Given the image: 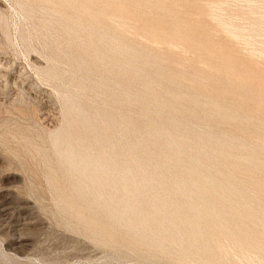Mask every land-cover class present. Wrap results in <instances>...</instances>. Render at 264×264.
<instances>
[{
    "label": "rangeland",
    "instance_id": "rangeland-1",
    "mask_svg": "<svg viewBox=\"0 0 264 264\" xmlns=\"http://www.w3.org/2000/svg\"><path fill=\"white\" fill-rule=\"evenodd\" d=\"M41 1L0 0V264H264V0Z\"/></svg>",
    "mask_w": 264,
    "mask_h": 264
},
{
    "label": "bare ground",
    "instance_id": "bare-ground-1",
    "mask_svg": "<svg viewBox=\"0 0 264 264\" xmlns=\"http://www.w3.org/2000/svg\"><path fill=\"white\" fill-rule=\"evenodd\" d=\"M34 1H38V2L43 3V1H41V0H34ZM153 1H155V0H153ZM157 1H158V0H157ZM160 1H161V0H160ZM197 1H198V0H197ZM158 2H159V1H158ZM163 2H164V1H163ZM166 2H167V4L170 3V2L168 3V1H166ZM176 2H177V0H176ZM178 2H179V1H178ZM180 2H181V1H180ZM156 3H157V2H156ZM161 3H162V2H161ZM161 3H160V4H161ZM164 4H165V2H164ZM191 4H192V3H191ZM222 4H223V3H222ZM106 5H107V4H106ZM172 5H173L172 7H174L175 4L173 3ZM118 7H119V6H118ZM177 7H178V6H177ZM177 7H176V8H177ZM116 8H117V7H116ZM120 8H122V7L120 6ZM124 8H125V7H124ZM178 8H179V7H178ZM122 9H123V8H122ZM113 11H114V10H113ZM119 11H122V12H123V10H121V9H119L118 12H119ZM137 11H138V10H137ZM114 12H115V11H114ZM125 12H127V10H125ZM114 14H115V13H114ZM134 14H135V13H133V15H131V16H134ZM115 16H116V15H115ZM117 18L120 19L121 17L118 16ZM123 18H125V17H123ZM123 18H122V19H123ZM122 19H121V20H122ZM111 22H112V21H111ZM112 23H113V22H112ZM113 24H114V23H113ZM143 24H144V23L142 22V25H143ZM142 25H141V27H142ZM222 26H223V25H222ZM141 27H140V29H141ZM145 27H147V26H145ZM145 27L143 26L142 28L145 29ZM118 28H119V27H118ZM148 28H149V30L152 29L151 26H148ZM154 28H157V27L154 26V27H153V30H154V31H150V32L155 33V31H156L157 29H154ZM137 29H139V27H138ZM140 29H139V30H140ZM141 30H142V29H141ZM141 30H140V31H141ZM146 30H148V29L146 28ZM146 30H145V31H146ZM222 30H223V29H222ZM158 31H159V29H158ZM158 31H157V33H159V36L162 35V34H160L161 31H160V32H158ZM224 31H225V30H224ZM225 32H226V31H225ZM143 33H144V31H143ZM148 33H149V31H147V34H148ZM153 33H151V34H153ZM162 33H163V32H162ZM164 33H165V34H164L165 38L168 37L169 34H170V33H168V36H166V35H167V34H166L167 32H164ZM149 34H150V33H149ZM151 34H150V37H153V35H151ZM155 34H156V33H155ZM157 35H158V34H157ZM170 35H171V34H170ZM172 35H175V34H172ZM140 36H142V35H140ZM154 36H155V35H154ZM226 36H227V35H226ZM233 36H234V35H233ZM132 37H133V36H132ZM172 37H173V36H171V39L173 40ZM179 37H180V36H179ZM183 37H184V36H183ZM146 38H148V37L146 36ZM154 38H156V37H154ZM159 38H160V37H159ZM180 38H181V37H180ZM148 39H151V38H148ZM156 39H157V38H156ZM161 39H162V42H164L163 40H166L167 38L164 39V38L161 37ZM171 39L168 38V40H171ZM174 39H175V40H173V41L179 40L178 38H176V36H174ZM140 40H141V39H140ZM152 40H154V39H152ZM168 40H166V42H167ZM181 40H182V39H181ZM142 41H143V40H142ZM145 41H146V40H145ZM147 41H148V40H147ZM182 41H183V40H182ZM184 41H185V40H184ZM170 42H172V41H170ZM180 42H181V41H180ZM188 42H189V41H188ZM188 42H185V43H187V45H188ZM155 43H156V42H155ZM164 43H165V42H164ZM167 43H169V42H167ZM174 43H176V42H174ZM185 43H182V45L185 44ZM153 45H154V42H153ZM165 45H166V44H165ZM165 45H164V46H165ZM169 45H171V44L169 43ZM195 45L197 46L198 44H195ZM155 46H158V45L155 44ZM164 46H163V47H164ZM178 46H179V45H178ZM188 46H189V45H188ZM199 46H201V45H199ZM170 47H171V46H170ZM192 47H193V45H192ZM192 47H191V48H192ZM183 48H184L183 50H185V47H184V46H183ZM189 48H190V46L187 48V50H189ZM200 48H202V47H200ZM174 49H175V48H174ZM192 49H193V48H192ZM197 49L199 50L198 47H196V50H197ZM204 49H205V48H204ZM190 50H191V49H190ZM198 50H197V52H198ZM199 51H200V50H199ZM201 51H202V50H201ZM181 54H182V53H181ZM236 63H237V62H236ZM183 70H184V69H183ZM181 71H182V70H181ZM173 74H174V73H173ZM174 75H175V74H174ZM176 76H177V75H176ZM177 77H178V76H177ZM18 83H19V82H18ZM20 84H21V83H20ZM13 86H14V85H13ZM20 87H21V86H20ZM21 89H22V88H21ZM134 97H136V96H134ZM140 98H141V97H140ZM156 114H158V113H156ZM165 119L167 120V125H172V124H173V123H171V122L168 120V117L165 118ZM128 129H129V128H128ZM60 134H61V133H60ZM140 135H141V133H140ZM63 139H64V138H63ZM64 141H65V140H64ZM94 141H97V140L94 139ZM100 150L102 151L103 156H107V150H106V149L100 148ZM102 159H103V158H102ZM105 160H106V159H105ZM67 162H68V161H67ZM71 164H72L71 166L73 167V170L76 171V172H78L79 174L82 175V173H83V171H84V163H83V162H82V163H77L78 165H76L75 163H73V161H71ZM140 165H141L140 163H139V164L136 163V166L140 167ZM95 166H96V165H95ZM93 168H94V169L89 170L90 172H89V175H88L89 178H91L92 180H94V177H93V176H97V175L99 176V175H100V176H105V177H106V175L109 174V171H105V170H104L103 165H100V166L98 165V167H94V166H93ZM72 172H73V171H72ZM83 176H84V175H83ZM86 180H87V179H86ZM195 182H196V181L193 180V182H192V186H193V184H194ZM152 184H153V183H152ZM165 184H166V183H165ZM153 185H155V184H153ZM168 185H169V184H168ZM168 185H167V186H168ZM103 186H104V185H103ZM160 187H161V186H160ZM87 190H88V189H87ZM160 192H161V191H160ZM160 192H157V193L160 194ZM157 193H154V194L152 195V197L158 196ZM194 210H195L194 208H189V209H187V214H183V215H182V218H180V219H181V222H179V223H181V224H182V223L189 224L190 216H191V214L194 213ZM105 216H106V215H105ZM179 221H180V220H179ZM193 223H196V222L193 221ZM193 223H192V224H193ZM147 243H148V242H147Z\"/></svg>",
    "mask_w": 264,
    "mask_h": 264
}]
</instances>
